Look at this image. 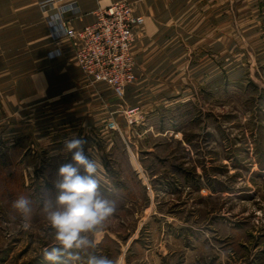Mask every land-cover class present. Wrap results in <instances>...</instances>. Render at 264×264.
I'll use <instances>...</instances> for the list:
<instances>
[{
    "label": "rangeland",
    "instance_id": "374dc122",
    "mask_svg": "<svg viewBox=\"0 0 264 264\" xmlns=\"http://www.w3.org/2000/svg\"><path fill=\"white\" fill-rule=\"evenodd\" d=\"M28 2L0 1V264H47L43 252L57 246L37 202L53 187L56 169L15 167L6 147L13 127L27 124V118L19 121V113L34 108L19 100L18 80L32 67L24 65L25 50L42 48L47 28L49 7L44 0H37L30 10L25 7ZM126 2L133 7L136 3L115 4ZM255 8L262 23L264 0ZM17 11L22 12L20 21L11 23ZM252 43L258 47L254 54L238 57L240 67L229 55L227 73L213 76L210 84L193 73V86L173 93L142 89V99H147L142 104H162L158 116L138 118L130 125L125 116L127 91L123 99L116 98V112L108 119L117 125V133V120L125 122L121 130L127 131L130 160L149 197L121 152L115 153L127 195L132 196L119 201L126 206L99 233L97 254L120 261L130 251L132 264H264V39ZM41 56L37 50L33 60ZM39 111L36 118L43 125L44 111ZM110 122L105 123L107 129ZM30 177L48 183L41 190L36 183L22 184L30 183ZM21 195L32 201L28 215L12 208ZM113 243L121 245V253Z\"/></svg>",
    "mask_w": 264,
    "mask_h": 264
},
{
    "label": "crops",
    "instance_id": "0c3cea01",
    "mask_svg": "<svg viewBox=\"0 0 264 264\" xmlns=\"http://www.w3.org/2000/svg\"><path fill=\"white\" fill-rule=\"evenodd\" d=\"M36 1L31 0L25 7L28 10L36 8ZM118 1L122 0H63L55 3V7L66 4L74 7L77 14H68L65 18L71 28L79 31L95 21V12L99 8L109 7ZM126 1L136 2V14L145 19L144 25L137 31L132 51L136 63V79L128 87L125 97L127 110L143 105L137 119L158 116L161 112L162 104H142L147 100L142 99V89H172L173 93V89L193 86V81L196 80L193 73H198L205 85L210 84L213 76L219 78L222 73H227L229 55L235 56L232 62H239L238 57L252 55L253 50L258 48L252 41L264 39V21L260 22L257 15L259 10L255 8L259 0ZM19 11L16 12L17 16L13 15L11 23L20 21L22 12ZM52 11L49 7V13L45 17H49ZM30 13L29 15L33 11ZM43 35L45 41L42 48L25 50L28 59L24 65L32 67L27 70L29 74L18 80L19 100L33 105L34 108L29 106L27 117L24 112L17 114L19 121L27 118V124L20 126L19 123L10 134L11 143L6 147H10L12 158L17 162L14 166L56 169V179L61 165L74 163L72 153L63 151L65 141L74 136L81 138L86 141L85 154L102 165L98 170L102 188L100 191L108 199L115 201L117 211H120L124 209L126 202L123 201L122 207L119 201L131 199L132 193L127 195L126 180L115 153L121 152L119 156L125 159L127 167L135 174L140 185L141 181L130 160L127 131L124 133L121 130L123 126L126 129L125 122L117 120L119 133L109 131L107 124L105 125L111 121L108 119L109 113L116 112L117 97L107 86L92 85L86 80L76 64V43L57 35L55 28L48 26V18ZM37 50L42 56L33 60ZM55 50L60 54L50 57L49 53ZM240 64L237 63L239 67ZM161 93L166 94V91ZM119 107L123 106L119 104ZM39 110L44 111L43 125H39L40 119L36 118L42 112ZM30 181H23L22 184L35 187V180L30 177ZM42 181L41 179V182L36 183L39 184V190L48 183ZM141 186L147 197V187ZM47 190L54 198V186ZM40 196L37 202H41ZM39 207L42 205L39 204ZM108 239L113 240L110 237ZM104 241L99 244L105 245ZM113 244L121 253V245ZM133 259L130 251H126L119 262L132 264L135 261Z\"/></svg>",
    "mask_w": 264,
    "mask_h": 264
},
{
    "label": "clouds",
    "instance_id": "9594fccd",
    "mask_svg": "<svg viewBox=\"0 0 264 264\" xmlns=\"http://www.w3.org/2000/svg\"><path fill=\"white\" fill-rule=\"evenodd\" d=\"M44 6L53 9L48 17V26L54 27L55 33L63 37L67 31L63 17L69 5L56 8L55 0H44ZM59 54L55 50L49 56ZM85 143V140L75 136L65 141L63 151L72 153L74 163L59 167L57 178L53 181L56 190L54 198L47 190L41 195L42 210L57 241V246L43 252L47 264H122L94 251L99 233L117 208L115 201L100 191L98 170L102 165L85 154ZM12 208L28 215L32 212V201L21 195L13 200Z\"/></svg>",
    "mask_w": 264,
    "mask_h": 264
},
{
    "label": "built area",
    "instance_id": "2783aa9c",
    "mask_svg": "<svg viewBox=\"0 0 264 264\" xmlns=\"http://www.w3.org/2000/svg\"><path fill=\"white\" fill-rule=\"evenodd\" d=\"M68 14L73 16L77 12L74 7L67 6L63 20L67 30L64 37L76 43L78 68L89 83L103 84L117 98L123 99L136 79L132 51L137 31L145 23L144 17L137 15L130 3H118L99 8L95 12V21L77 31L68 25L65 18ZM138 114V109L126 110L125 116L130 125L137 123ZM108 129L117 131L118 127L110 122Z\"/></svg>",
    "mask_w": 264,
    "mask_h": 264
}]
</instances>
